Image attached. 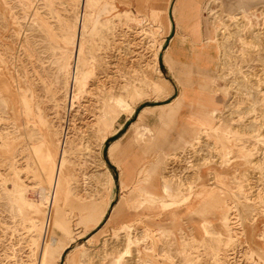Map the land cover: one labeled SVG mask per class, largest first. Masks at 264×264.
Wrapping results in <instances>:
<instances>
[{
    "label": "rangeland",
    "instance_id": "1",
    "mask_svg": "<svg viewBox=\"0 0 264 264\" xmlns=\"http://www.w3.org/2000/svg\"><path fill=\"white\" fill-rule=\"evenodd\" d=\"M211 1L202 5V40L219 45L221 63L195 69L190 57L174 77L162 56L185 43L173 20L169 32L175 0H0V264L41 263L47 224L28 208L50 211L52 198V216L66 211L69 226L43 264H264V0ZM192 86L214 88L222 113L212 111L189 148L149 157L136 182L122 185L114 144L122 138L130 152L175 142L178 128L158 120V106ZM146 107L153 133L132 126ZM106 111L119 117L109 135ZM49 128L68 139L75 175L63 202L34 154ZM81 195L101 205L88 221L72 213Z\"/></svg>",
    "mask_w": 264,
    "mask_h": 264
},
{
    "label": "crops",
    "instance_id": "2",
    "mask_svg": "<svg viewBox=\"0 0 264 264\" xmlns=\"http://www.w3.org/2000/svg\"><path fill=\"white\" fill-rule=\"evenodd\" d=\"M203 1L204 0H175L172 11L170 12L171 18L168 16L170 19L169 32L172 29V23L174 21L176 36L179 37L181 41L185 42L179 43L180 45L178 51H175L173 49V44L175 43H172L162 56L164 65L174 77H176L177 75V69L179 66L189 64L188 58L190 57H197L191 63V65H195V69L198 65H207L208 62L213 59L216 62V64H214V69H217V66H219L221 63V52L219 51V45H217V43H214L216 47L213 44L206 45L209 40V35L206 42L202 40L201 21ZM213 2H216V0L211 1L209 7L213 4ZM209 7L208 11H210ZM233 18L242 19L247 18V16L243 14L240 16L236 15ZM208 22L212 26V29H214V22L212 20H209ZM207 29L208 33L210 34V31L212 29H209V27ZM186 43H193V45H191L190 47L189 44L186 45ZM215 48H217L216 50L219 53L218 58L215 57L212 51ZM167 55L173 62V70H170L169 66L165 62V57ZM207 72L211 73V71H205L204 73ZM203 82L208 84L207 80ZM224 105V101L220 102L218 100L217 93L214 88L209 87L208 89H200L198 87L195 88L192 86L187 90L185 89L184 93L180 91V94L166 105L158 106L163 107V109L160 111V114L158 115V120L163 124H167L166 121H173L172 123L178 128V137L175 142L174 140H172V143L169 142V139H158L159 142L156 145L152 143L144 144L143 146L141 145L140 149L136 148V150L133 149L130 152H126L127 149L122 148V138H120V140L117 141L114 145H117L120 142L119 164L121 170L120 176L122 177V185L131 187L133 183L136 182L138 171L140 170L141 165L149 157L172 156L176 153L171 151L179 148L177 147L179 143L183 144L185 142V146H187L185 147L183 145L181 147V152L189 148L194 143L195 139H197V137L201 134V131L207 130L210 127L212 111L222 113L221 109L222 107L225 108ZM149 108L151 107L144 108L138 114L137 120L132 124V126H134V129L137 130L139 128H145L147 131H149V133H153V130L151 128L145 127V123L147 121V111ZM159 135L161 134L159 133ZM135 138L138 137L136 136ZM134 140L135 139L133 138V141ZM129 147L131 148V143ZM129 158L133 160L130 163L128 161L126 162V160H128Z\"/></svg>",
    "mask_w": 264,
    "mask_h": 264
},
{
    "label": "bare ground",
    "instance_id": "3",
    "mask_svg": "<svg viewBox=\"0 0 264 264\" xmlns=\"http://www.w3.org/2000/svg\"><path fill=\"white\" fill-rule=\"evenodd\" d=\"M84 1H88V0H84ZM83 59H84V55L82 54V51L79 50L78 57H77L78 69H77L76 76L74 77L75 87L78 89V91L82 90L86 86V83H87V71H86L87 69L83 67L82 65ZM81 66H82L81 68L82 70L79 71V67ZM161 87H162L161 88L162 90L163 88L166 89V87L162 84H161ZM115 116L116 115L106 111L105 116L103 118L104 126L107 128L105 130H107L106 132L108 135L112 133L111 129L115 125L116 120L119 119V117H115ZM58 135L59 134H56L50 128L48 129V131L41 132L39 135L38 141L36 142V145L34 146V154L36 158L39 160L38 162L42 167V171L44 173V180L47 183L52 184V187L54 188L57 187L58 183L60 184L59 192L61 195L59 196V199H60L59 201L63 202L65 194L69 191L70 185L72 181L74 180L75 175H74L73 165L69 159L70 153H69V150L67 149L68 142L66 141L68 139L64 137L65 140H63L62 138H59ZM144 172H145L144 173L145 177L150 175L148 168H145ZM139 180L141 184L144 182V180H142L141 177H139ZM39 193L42 199H44V196L48 194L47 190L44 187H41V189L39 190ZM145 194L151 198L156 199L155 195L148 191H146ZM45 205H50V211L46 210L47 206L46 208H43V209H40L38 206H33V207L31 206L30 208H28L30 211L28 212V216H33L37 218L39 221H41V223H38L41 227L47 224V239H46L47 244L43 250V255H42L40 264H43L42 263L43 257L46 251H48V254H50V250L56 246V243L61 242V239L59 236L61 235V233L64 236V231L69 226L67 222L62 221L61 219L62 216H65L64 213L66 211H61L62 213L55 214L54 217L52 216L51 209L53 208V198L49 201V204L46 203ZM100 207L101 205L99 204V202L94 201L92 198L88 200L87 198H85L84 195L83 196L81 195L79 206L74 207L72 209V213L74 211H77L79 212L78 215H80L84 221H88L91 217H93L95 211L99 209ZM104 212H105V209L103 210V213ZM228 221H229L228 218L227 219L225 218L224 222H221V225L223 228H225L226 225L228 226L227 224ZM224 232L228 233L229 231L225 230Z\"/></svg>",
    "mask_w": 264,
    "mask_h": 264
}]
</instances>
